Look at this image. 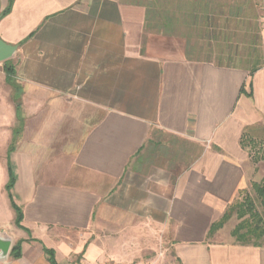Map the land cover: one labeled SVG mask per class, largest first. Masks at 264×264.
I'll use <instances>...</instances> for the list:
<instances>
[{"label": "crops", "instance_id": "1", "mask_svg": "<svg viewBox=\"0 0 264 264\" xmlns=\"http://www.w3.org/2000/svg\"><path fill=\"white\" fill-rule=\"evenodd\" d=\"M223 1L0 0V264H264V244L208 235L264 132V11L244 0L250 66L189 42L243 34V3L209 13Z\"/></svg>", "mask_w": 264, "mask_h": 264}, {"label": "rangeland", "instance_id": "2", "mask_svg": "<svg viewBox=\"0 0 264 264\" xmlns=\"http://www.w3.org/2000/svg\"><path fill=\"white\" fill-rule=\"evenodd\" d=\"M212 1V0H211ZM218 3L223 2L225 5L226 2L223 0H216ZM228 6H216L215 3H213L209 8V13L212 14L215 17H224V16H230L235 14L234 10L236 8L235 4H242L243 7H239V12L244 14V17L247 18V23L245 24L244 32L242 34V30L237 28V34H227L234 35L231 38L227 39L223 42H215V43H209L207 40H199L198 37L195 35H191L193 38L189 41L192 44L193 53L195 56L202 58L204 56H207L208 58H212L215 60H222L226 61L228 58H234L235 62H239L241 65L244 66H250L253 62H255V58H257L258 55V46H259V37L258 34H256L257 29L253 23H252V15L258 14V11L255 9H259V14L263 15L264 10V0H254L257 4V8H253L250 5L246 4L244 0H226ZM232 13V14H231ZM240 13V14H241ZM258 14V15H259ZM231 20V19H230ZM256 24V23H254ZM231 28L235 27V24L231 21L229 24V27ZM234 28V29H235ZM223 35V34H221ZM258 37V39H257ZM197 38V39H195ZM261 40V39H260ZM229 44V45H228ZM211 45V46H210ZM230 46V47H227ZM256 50V51H255ZM202 51V52H201ZM237 52V56L230 57L231 53L234 54V52ZM254 64V63H253ZM252 153L253 157L256 158V160L253 158L251 160L253 162V168L254 172L252 173L249 183L247 184V189L241 190L238 192L237 196L232 201L229 208H227V211L229 212L230 216L223 221L222 225L212 234L210 235L211 238H213V235L218 232L217 236L215 237L218 241H236L234 236H232V231L236 224L239 223L240 219L237 217L236 212L233 210V208L236 207L237 204L240 202L247 200V198H251L253 202V206L255 210L263 217L264 222V209L261 205L260 198L257 196V194L254 191L253 184L257 183L260 184L262 182V179L264 177V159L261 158V155H264V132L260 134L259 136H255L252 141ZM214 238V239H215ZM162 251V250H161ZM161 252L157 251L154 253V257L150 256L149 259L153 258V260H156L155 262H147L144 260L142 262H134L132 264H142V263H149V264H166L169 260V255H164V258L160 256ZM109 262L116 263V264H125L117 256H112L111 253ZM159 255V256H157Z\"/></svg>", "mask_w": 264, "mask_h": 264}, {"label": "trees", "instance_id": "3", "mask_svg": "<svg viewBox=\"0 0 264 264\" xmlns=\"http://www.w3.org/2000/svg\"><path fill=\"white\" fill-rule=\"evenodd\" d=\"M252 139L253 138H249L250 143ZM261 158L264 159V155H261ZM254 159L256 160V158ZM12 184H13V179L10 178L9 183L7 184L8 192ZM252 186L254 188L255 193L260 198L261 205L264 209V177L260 184L254 183ZM13 207L16 211L15 223L17 226H21L20 225L22 219L21 211L14 203H13ZM233 210L236 212L237 217L240 219L239 223L236 224V226L232 231V236H234L235 240L242 244L263 245L264 244L263 217L255 210L252 199L247 198V200L240 202L239 204L236 205L235 208H233ZM229 216L230 214L226 210L218 221L213 222L210 225V228L208 230V235H212L222 225L223 221L226 220ZM45 252L48 255V258L51 261V263L54 264L52 259V251L45 249ZM13 255L17 256V254H13Z\"/></svg>", "mask_w": 264, "mask_h": 264}, {"label": "water", "instance_id": "4", "mask_svg": "<svg viewBox=\"0 0 264 264\" xmlns=\"http://www.w3.org/2000/svg\"><path fill=\"white\" fill-rule=\"evenodd\" d=\"M15 50V46L5 43L0 39V61H4L11 57ZM9 239H0V252L3 257L9 248Z\"/></svg>", "mask_w": 264, "mask_h": 264}, {"label": "built area", "instance_id": "5", "mask_svg": "<svg viewBox=\"0 0 264 264\" xmlns=\"http://www.w3.org/2000/svg\"><path fill=\"white\" fill-rule=\"evenodd\" d=\"M264 11V10H263ZM105 264H116V263H111V262H109V263H105ZM127 264H132V263H127ZM142 264H149V263H142Z\"/></svg>", "mask_w": 264, "mask_h": 264}]
</instances>
